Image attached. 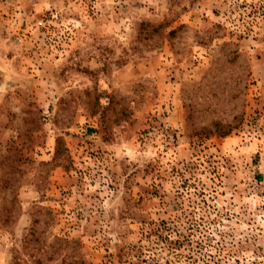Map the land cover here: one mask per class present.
<instances>
[{
	"label": "rangeland",
	"instance_id": "rangeland-1",
	"mask_svg": "<svg viewBox=\"0 0 264 264\" xmlns=\"http://www.w3.org/2000/svg\"><path fill=\"white\" fill-rule=\"evenodd\" d=\"M0 264H264V0H0Z\"/></svg>",
	"mask_w": 264,
	"mask_h": 264
}]
</instances>
